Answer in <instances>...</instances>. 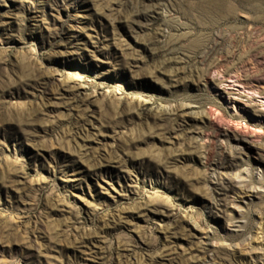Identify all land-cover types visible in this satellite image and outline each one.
I'll return each mask as SVG.
<instances>
[{"label":"rangeland","instance_id":"obj_1","mask_svg":"<svg viewBox=\"0 0 264 264\" xmlns=\"http://www.w3.org/2000/svg\"><path fill=\"white\" fill-rule=\"evenodd\" d=\"M0 264H264V0H0Z\"/></svg>","mask_w":264,"mask_h":264}]
</instances>
